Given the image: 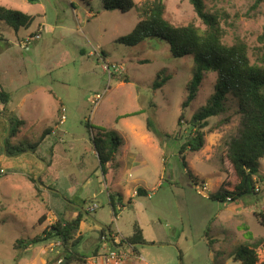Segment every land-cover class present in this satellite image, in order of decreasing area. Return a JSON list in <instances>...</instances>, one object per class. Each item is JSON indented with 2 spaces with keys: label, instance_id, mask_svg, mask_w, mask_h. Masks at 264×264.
Returning a JSON list of instances; mask_svg holds the SVG:
<instances>
[{
  "label": "rangeland",
  "instance_id": "1",
  "mask_svg": "<svg viewBox=\"0 0 264 264\" xmlns=\"http://www.w3.org/2000/svg\"><path fill=\"white\" fill-rule=\"evenodd\" d=\"M134 1L139 7L146 0ZM204 1L221 19L225 45L240 39L252 63L264 59L258 42L264 4L253 9L255 0ZM165 4L173 25L205 29L188 0ZM0 6L35 18L18 32L0 21V89L11 95L0 115L26 122L12 139L15 146L34 145L50 131L37 149L43 162L35 170L30 151L15 159L0 152V264H65L56 240L27 249L16 242L43 237L59 219H75L77 210L84 215L77 250L88 257L86 264H241L233 261L239 246L264 238L256 217L264 210V183L257 186L258 204L254 197L210 199L224 182L236 184L228 159L230 143L240 137L236 100L229 96L225 112L208 120L201 151H181L194 133L191 120L214 94L216 74L205 75L183 111L193 57L174 58L168 43L156 39L135 47L117 43L136 27L137 9L109 11L103 0H0ZM147 119L157 135L147 130ZM102 128L122 140L107 175L92 140ZM260 173L264 177V158ZM139 188L147 195L137 197ZM116 193L123 199L114 213L109 194ZM136 226L146 244H124ZM108 229L111 237L103 236ZM111 251L123 255L120 262L109 260ZM260 257L264 261V250Z\"/></svg>",
  "mask_w": 264,
  "mask_h": 264
},
{
  "label": "trees",
  "instance_id": "2",
  "mask_svg": "<svg viewBox=\"0 0 264 264\" xmlns=\"http://www.w3.org/2000/svg\"><path fill=\"white\" fill-rule=\"evenodd\" d=\"M105 8L109 11L119 10L123 13L133 9L138 10V23L134 30L127 36L121 37L117 43L128 47H135L147 40H161L168 43L170 52L174 58L181 59L192 56L194 68L192 79L188 84L187 100L183 103V111L196 99L198 89L201 86L207 73L216 74V84L214 94L210 96L206 105L191 120L192 132L189 138L182 145L181 151H191L197 153L202 150L205 144V134L203 130L208 126V120L223 114L226 110V102L231 96L236 100L238 113L241 115L240 137L233 139L229 146L228 159L230 160L236 174V184L224 182L219 190L210 199L220 201H236L238 199L254 197L255 204L260 202V191L258 183H264V177L260 173V160L264 158V59L252 63L249 56V48L246 42L237 39L231 46L223 43L224 31L221 26L220 17L215 13L207 11L204 0H188L193 6L195 13L201 20L205 29H201L194 24L187 26H175L166 17L165 0H146L137 7L134 0H103ZM264 0H255L253 9H257ZM35 18L21 11L0 6V21L9 28L18 32L20 29H29ZM258 42L264 49V26L263 32L258 37ZM264 56V54H263ZM166 83H156L155 90ZM11 99L10 93L0 89V104L5 108ZM142 112L119 117L118 120L130 116H137ZM184 118L181 114L180 121ZM8 123L11 130L5 140L6 156L11 159L20 157L30 151L32 154L30 164L35 170V166H40L41 162L37 149L50 134L45 130L41 139L37 143L23 144L17 146L12 144L26 124L25 120L19 119L16 115L0 116V150L4 152L2 139L7 133ZM88 133L94 131V127L88 122L86 125ZM147 130L157 135V130L152 119H147ZM161 138V136H158ZM93 143L97 151L103 175H107L109 167L115 166L116 154L121 146L122 140L106 129H99L93 137ZM36 154L37 159L33 156ZM35 165V166H34ZM0 162V171L3 170ZM115 168V167H114ZM1 175V173H0ZM31 181L39 188V181L36 177H31ZM41 182V180H40ZM137 197L146 196L144 189H138ZM121 194H109L110 205L115 213V205L122 203ZM132 201L129 202L131 204ZM78 216L72 220L59 219L48 230L43 237H35L31 240H18V249H27L39 243L56 240L60 243L63 251L62 261L65 264H86L88 257L81 254L77 247L82 243L83 236L80 235L84 215L81 210H77ZM256 217L264 227V210L256 214ZM109 230V229H108ZM103 236L111 237L105 230ZM130 246L145 245L146 240L140 227L134 228L131 237L122 241ZM211 243L213 241H210ZM116 245L112 249H116ZM264 250V238L252 239L241 244L237 252L233 255V261L241 264H264L260 257V251ZM63 263V262H61Z\"/></svg>",
  "mask_w": 264,
  "mask_h": 264
},
{
  "label": "built area",
  "instance_id": "3",
  "mask_svg": "<svg viewBox=\"0 0 264 264\" xmlns=\"http://www.w3.org/2000/svg\"><path fill=\"white\" fill-rule=\"evenodd\" d=\"M37 38H39V36H35V39H37ZM100 99L101 98L99 96H97L95 99V104H96V102H98L97 104H99ZM2 173H3V170H2ZM121 257H123V255L122 256L118 255V251H111L108 258L110 261L117 263V262L121 261Z\"/></svg>",
  "mask_w": 264,
  "mask_h": 264
},
{
  "label": "water",
  "instance_id": "4",
  "mask_svg": "<svg viewBox=\"0 0 264 264\" xmlns=\"http://www.w3.org/2000/svg\"><path fill=\"white\" fill-rule=\"evenodd\" d=\"M10 130H11V126H10V123H8V129H7V133L6 135L4 136V138L2 139V144L5 143V140L7 139L8 135L10 134ZM4 153L6 154V147H5V144H4ZM38 180V178H37Z\"/></svg>",
  "mask_w": 264,
  "mask_h": 264
},
{
  "label": "crops",
  "instance_id": "5",
  "mask_svg": "<svg viewBox=\"0 0 264 264\" xmlns=\"http://www.w3.org/2000/svg\"><path fill=\"white\" fill-rule=\"evenodd\" d=\"M2 111H4L5 112V107L3 108V110ZM1 116V115H0ZM0 152H1V150H0Z\"/></svg>",
  "mask_w": 264,
  "mask_h": 264
}]
</instances>
